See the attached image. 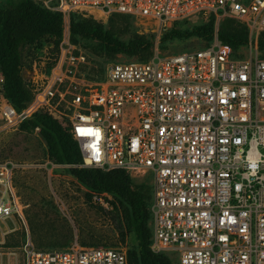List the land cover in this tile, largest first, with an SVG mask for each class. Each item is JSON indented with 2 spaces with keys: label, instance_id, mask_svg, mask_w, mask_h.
<instances>
[{
  "label": "built area",
  "instance_id": "1",
  "mask_svg": "<svg viewBox=\"0 0 264 264\" xmlns=\"http://www.w3.org/2000/svg\"><path fill=\"white\" fill-rule=\"evenodd\" d=\"M43 5L63 13L65 28L72 12L125 14L160 33L194 17L215 16L207 45L155 52L144 61L109 62L101 75L92 74V67L86 71L88 56L69 39L61 41L54 58L49 45L39 46L42 55L22 65L33 93L24 109L4 95L0 75V133L43 110L79 142L81 167L151 175L153 251L177 264H264V55L258 44L264 0H43ZM224 18L248 28L247 45L236 51L220 41ZM26 167L0 161V220L24 218L14 178ZM108 197L93 193L91 201L109 209ZM127 250L86 246L78 238L66 247L39 249L29 240L23 264H130Z\"/></svg>",
  "mask_w": 264,
  "mask_h": 264
},
{
  "label": "rangeland",
  "instance_id": "2",
  "mask_svg": "<svg viewBox=\"0 0 264 264\" xmlns=\"http://www.w3.org/2000/svg\"><path fill=\"white\" fill-rule=\"evenodd\" d=\"M11 0H0V5L10 3ZM43 4V0H34ZM77 17L93 18L101 21L110 28L109 17L101 13L75 12ZM206 19L194 17L180 27L192 28L205 23ZM136 34L146 35L153 41L152 55L155 52L171 54L195 49L207 45L211 41L193 36L187 39H165L164 33L155 29L154 25L141 20H132L127 26L115 30V35L128 41ZM70 40V27H66L63 40ZM62 40V41H63ZM73 43L78 50L86 53L89 59L86 71L100 75V69H105L109 62L142 61L144 55H128L116 53L108 55L96 40L78 37ZM52 39H42V45H49L52 51ZM41 45V46H42ZM243 55L247 50L242 51ZM24 64H33L42 55L38 45H29L23 49ZM55 55H51L54 58ZM148 58V56L146 57ZM48 62V58H47ZM43 67V65L41 66ZM97 69V70H96ZM25 75V74H24ZM14 160L25 166L15 173L14 186L23 206L24 218L15 215L0 220V264H23L25 259L24 247L30 242L39 249L63 247L78 238L83 245L113 246L132 249L137 246V239L133 231L123 222L118 224L112 207L105 210L97 208L86 197L90 189L81 183L70 171V165L52 163L48 155V146L39 130L22 131L18 128L7 129L0 133V161ZM135 185L141 189L150 209L153 198V183L150 174H134ZM109 200H115L109 193ZM107 198V199H108ZM119 225V226H118ZM123 228L124 239L120 231ZM173 259V258H172Z\"/></svg>",
  "mask_w": 264,
  "mask_h": 264
},
{
  "label": "trees",
  "instance_id": "3",
  "mask_svg": "<svg viewBox=\"0 0 264 264\" xmlns=\"http://www.w3.org/2000/svg\"><path fill=\"white\" fill-rule=\"evenodd\" d=\"M132 20L135 19L129 15L114 13L109 16L111 26L107 28L101 21L77 17L75 12H72L70 40L76 43L77 36L93 39L108 55L142 54L144 60H147L153 56V41L150 38L136 34L125 41L115 35L117 28L127 26ZM179 24L163 32L164 38L187 39L196 36L206 41H212L214 38L216 18L213 15L205 23L190 29H183ZM64 31L63 13L49 9L42 3L34 0H11L10 3L0 5V75L4 78V95L18 110L24 109L33 98V93L26 87L21 73L24 62L23 49L29 45L41 46L42 39L48 37L54 44L51 54L55 53L59 50ZM218 37L222 43L237 51L247 45L249 31L244 24L231 18H224L219 24ZM258 44L264 55V33L261 34ZM103 71L100 69V75ZM19 129L28 132L39 130L48 146L50 160L70 165L71 173L90 189V192L86 193L89 200H92L93 193L108 192L114 195L111 212L116 215L118 224L124 222L137 239V246L127 250L130 264H177L166 253L152 250L151 212L144 192L135 185L131 174L123 169L105 171L100 168L81 167L83 155L79 142L73 137L69 127L43 110H38L23 120ZM96 206L100 210H105L100 205ZM119 228L124 239L123 228Z\"/></svg>",
  "mask_w": 264,
  "mask_h": 264
}]
</instances>
